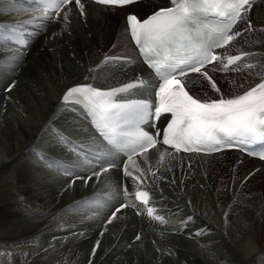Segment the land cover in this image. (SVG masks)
Segmentation results:
<instances>
[{"label": "bare ground", "instance_id": "6f19581e", "mask_svg": "<svg viewBox=\"0 0 264 264\" xmlns=\"http://www.w3.org/2000/svg\"><path fill=\"white\" fill-rule=\"evenodd\" d=\"M19 1L22 0H0V27H15L31 37L18 68L0 74V154L5 152L10 158L4 165L9 170L4 174L8 175L7 179L0 177L5 182L8 180L5 194L0 189V264L56 261L63 264L60 261L64 259V264H95L98 259L100 264H131L130 253L143 247L153 253L159 250L160 254L156 252L154 257L151 252V264H222L227 259L215 256L219 250L208 246L211 237L196 240L202 247H208L206 251L211 257L204 258L198 250L193 252L196 242L189 239L191 230L205 224L209 226L205 230L214 234V239L219 236L227 242L228 246L222 250L232 251L242 264H254L251 261L255 256H258L255 263L263 261V162L234 152L204 157L174 155L169 150L170 154L166 153L160 161L159 153L165 149L157 147L142 157L133 158L143 175L135 171L137 165L126 162L129 170L140 176L139 181L124 175L122 159L114 155L109 159H115L116 166L107 173L92 177L88 183L81 179L71 183L75 176H90L93 169L99 170V164L85 155L79 167L72 169L73 176L64 177L62 171L44 167L33 152L39 144L40 151L65 166L77 160L69 147L56 146L61 154L45 147L48 140L54 142V132L49 127L61 130L80 152H105L88 125L78 118L74 106L72 110H60L59 97L69 86L77 84L111 88L138 78L147 79L150 74L138 61L129 42L124 16L135 14L143 18L169 6L167 0H145L125 8L101 7L81 0L83 15L76 5L69 4L56 19H44L19 5ZM64 12L67 20L63 18ZM232 32L238 35L217 55L224 58L242 52L251 55L238 62L240 71H213L212 65L208 66L209 75L224 95L242 91L244 87H239L242 83L237 84L238 75L248 87L259 82L257 73L264 75V0H256ZM17 55L18 49L0 43V63L8 64ZM105 56L122 57L126 61L105 63ZM248 63L255 67L245 68ZM221 67L217 65L218 69ZM185 79L196 95L205 98L219 95L213 93L207 80L199 74ZM12 81L15 87L6 91ZM29 159L40 162L35 170L28 164ZM85 160L92 163H84ZM39 164L42 171H36ZM124 188L128 190V200L124 199ZM136 191L149 192L147 206L135 200ZM122 203L129 206L117 212L108 223L111 213ZM146 207L156 209L154 215L163 216L165 223L149 217ZM188 217L192 219L186 222H194L189 229L185 222ZM4 230L7 232L2 233ZM50 231L55 233L53 236H60L63 243L49 257L53 259L46 262L42 247L34 245L35 234ZM196 236L200 235L196 233ZM97 241L103 242V249L97 252L96 260L76 255V247Z\"/></svg>", "mask_w": 264, "mask_h": 264}, {"label": "snow or ice", "instance_id": "6c2138e0", "mask_svg": "<svg viewBox=\"0 0 264 264\" xmlns=\"http://www.w3.org/2000/svg\"><path fill=\"white\" fill-rule=\"evenodd\" d=\"M72 2L73 0H36V10L41 13L42 18L50 19L53 14L59 17L63 9ZM74 2L83 15L84 4L81 0ZM95 2L107 6H125L133 4L135 0ZM253 4L254 0H170V6L162 7L146 18H138L135 14L127 15V31L152 74L147 79L138 78L108 90L91 84H77L64 91L60 110H72L73 106L82 108L90 118L95 132L106 142L107 148V151L97 154L99 170L93 169L90 176H75L71 183L75 179L88 183L92 177L99 178L107 173L116 166L115 159L109 157L117 153L126 156L127 161L137 165L135 171L141 172L133 157L146 154L149 149H157L158 144L167 145L176 152L183 150L210 153L220 151L221 147H239L241 151L264 160V75L257 73L259 82L236 94L224 95L208 70V65H212L213 71L241 70L238 62H242L250 53L242 52L224 58L215 54L214 49L223 48L234 40L238 33L231 31L232 25ZM63 18L67 20V12H64ZM30 22L32 21L24 23ZM4 41L14 42L18 46V55L8 64L0 63V74L18 68L30 46L31 37L14 27L6 35H0V43ZM114 59L122 58L105 56L104 62ZM217 65L222 67L218 69ZM244 66L255 67L250 63ZM188 73L199 74L219 95L205 98L194 94L185 79ZM13 87L15 81L7 86L6 91H11ZM239 87L244 86L241 84ZM165 114H170V119L161 130L152 121H159ZM146 127L154 128V134L146 130ZM49 130L54 132V142L48 147L67 146L77 160L65 166L63 162L55 161L40 151L39 144L34 146V154L44 167L56 168L64 175L73 176L72 169L79 167L81 159L77 145L61 130L51 127ZM166 153V149L159 153L160 161H163ZM84 163L91 164L92 161L85 160ZM124 175L132 177L134 181L140 180V176H135L129 170L126 162ZM123 196L128 200L127 188L123 189ZM135 199L147 206L150 194L148 191H136ZM128 206L129 204L122 203L116 208L108 223L112 222L121 208ZM131 206L136 207L134 203ZM146 212L149 217L165 223L163 216L154 215L156 209L153 207H146ZM136 239L139 240L140 237L137 236ZM95 252L96 248H93L92 254L95 255Z\"/></svg>", "mask_w": 264, "mask_h": 264}, {"label": "rangeland", "instance_id": "374dc122", "mask_svg": "<svg viewBox=\"0 0 264 264\" xmlns=\"http://www.w3.org/2000/svg\"><path fill=\"white\" fill-rule=\"evenodd\" d=\"M77 39H79L78 38V36H77ZM243 71V70H242ZM240 80H238L237 81V84L238 83H242L243 84V86H244V88L243 89H240V90H244L246 87H248V85L245 83V80H243V78H241L240 77V75H238L237 76ZM245 84H246V86H245ZM213 93H216V92H214L213 91ZM50 142H49V140L46 142V144H45V147L47 148L48 147V145H50L49 144ZM61 147V146H60ZM49 148V147H48ZM62 148V147H61ZM50 149H51V151H53L54 153H58V154H61V151H59V149L60 148H56V146H54V147H50ZM57 150V151H56ZM10 161V158L8 157V156H6L5 155V152H4V154L3 155H1L0 154V175L2 174L3 175V177H2V175L0 176L1 178H5V179H7V177L6 176H8V175H4V174H6V172H8L9 170H5V162L6 161ZM30 160V162L28 163L30 166H33L32 167V170L34 169H36L37 167H36V164H38V160H37V163H35L36 162V159L35 160H32V159H29ZM4 161V162H3ZM34 164H33V163ZM40 163V162H39ZM35 165V166H34ZM37 166H39V169H37L36 171H42L41 169H42V167H41V165L39 164V165H37ZM43 166V165H42ZM36 167V168H35ZM4 170V171H3ZM1 171H3V173L1 172ZM0 178V180H1V182H0V184L2 183H4V184H6V185H0V186H2V188H0L1 189V193H3V194H5V187H7V185H8V180H6V182L4 181L5 179H1ZM74 190V189H73ZM0 193V194H1ZM263 214H264V212H263ZM264 216V215H263ZM197 223H200V222H197ZM207 228V227H209L207 224H205L204 226H201V228H202V234L198 237L197 236V238L195 239V246H196V248L194 247V249L193 248H191V249H193V252L195 251V253H197V250H198V254L199 255H201V256H203L204 258H206V257H211L210 256V254H209V252H208V250L206 251V249L208 248L207 246L205 247H202L203 245H200V244H198V242L196 241L197 239H201V238H208V237H211L210 239H212V240H210L211 242H209L208 243V246H211V248H213V247H217L216 248V250H219V252L217 253H215V256H219V257H221V258H224V260H226L227 259V261L229 260V263L227 262V261H225L224 263H222V264H242V262L238 259V257H237V259H236V257H234V256H236V254H233V252L232 251H230V250H222V248H223V246H225V247H227L228 245H227V242L225 241V239L224 238H222V237H217L216 236V238L214 239V237H213V235L211 234V232H208L207 231V229L205 230V228ZM5 232H7V230L5 231H3L2 233H5ZM46 233V232H45ZM45 233L44 232H40L39 234H35V235H37V237H36V242H35V244L34 245H39V247H42L43 248V252L44 251H46V253H45V255H44V258L46 257V259H44V261H46V262H49V261H51L52 259L50 258L49 259V257H53V254L52 253H50L51 251H52V249L54 248V254L57 252V251H59L61 248H62V244L61 243H63V242H60V243H56V244H53L52 243V241L50 240V239H48V237L45 235ZM14 234H12L11 236H13ZM212 235V236H211ZM10 236V235H9ZM203 236V237H202ZM201 237V238H200ZM218 238V239H217ZM189 239L190 240H192L190 237H189ZM220 240V241H219ZM11 241H13V240H11ZM136 241H139V240H137L136 239ZM223 241V242H222ZM2 243H5L6 241H1ZM217 242V243H216ZM82 243H84V242H82ZM101 243V244H100ZM99 243V246L97 247V242L96 243H90L88 246L86 245V244H82V245H80V246H78V247H76L75 248V253H76V255L77 256H81V258L82 259H91V260H94L95 258L94 257H96L97 255H98V253L97 252H99L101 249H103V247H102V244H103V242H100ZM191 243V242H190ZM215 243V244H214ZM52 244H53V246H52ZM58 245V246H57ZM61 247H60V246ZM222 245V246H221ZM221 246V247H220ZM52 247V248H51ZM192 247V246H191ZM218 247H220V249L218 248ZM93 248H96V252H95V255H93L92 254V249ZM203 249V250H202ZM205 249V250H204ZM1 251H3V250H1ZM155 252L153 253V251L151 250L150 251V249L149 248H145L144 249V247L143 248H141L140 250H136V251H134L135 253L133 254V253H130V258L132 259V261H130V263L132 264H140V262H142V264H151V262H152V256H151V252L153 253L152 255H153V257L154 256H156L158 253H159V250H154ZM226 251H228V254L230 255L231 253V255L230 256H228L227 255V253H226ZM156 252H157V254H156ZM204 252V253H203ZM221 253V254H220ZM226 253V254H225ZM160 254V253H159ZM158 254V255H159ZM204 254V255H203ZM220 254V255H219ZM223 255H225V257L223 256ZM234 255V256H233ZM256 255V254H255ZM254 255V256H255ZM91 256V257H90ZM136 256V257H135ZM206 256V257H205ZM228 256V257H227ZM232 256V257H231ZM48 257V258H47ZM132 257H134V258H132ZM170 258H171V256H170ZM173 258V257H172ZM230 258V259H229ZM253 258V257H252ZM258 259V256L256 257H254L253 258V260L251 261V262H253L254 264H263L264 263V257L262 258V260L263 261H258V262H256L255 263V260H257ZM139 259V260H138ZM255 259V260H254ZM61 259H59V261H60ZM96 260V259H95ZM124 261H126V258H124L123 259ZM134 260V261H133ZM150 260H151V262H150ZM173 261V260H172ZM240 261V262H239ZM57 262V261H56ZM56 262H54L53 264H57ZM61 263H66L65 262V259L64 260H61L60 261ZM96 263L97 264H100V262H99V259L96 261ZM95 263V264H96ZM47 264V263H46ZM85 264H86V262H85ZM182 264H186V263H182ZM248 264H251L250 262L248 263Z\"/></svg>", "mask_w": 264, "mask_h": 264}]
</instances>
